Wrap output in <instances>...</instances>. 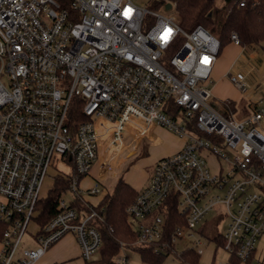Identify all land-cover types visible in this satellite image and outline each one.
<instances>
[{"label":"built area","instance_id":"1","mask_svg":"<svg viewBox=\"0 0 264 264\" xmlns=\"http://www.w3.org/2000/svg\"><path fill=\"white\" fill-rule=\"evenodd\" d=\"M163 8L176 9L177 0H0V264H36L68 234L84 263L97 264L98 212L80 213L63 197L61 210L40 223L43 183L64 161L68 171L55 178L71 179L69 194L100 193L102 178L81 187L100 147L105 173L153 126L184 143L157 160L127 208L136 244L153 245L157 255L171 244L202 254L201 225L216 212L227 264H264V94L240 119L221 106L211 88L219 38L201 24L184 29ZM230 37L241 44L235 30ZM228 77L247 89L243 72ZM75 98L83 100L81 121L71 113ZM172 201L184 224L167 239ZM32 223L38 245L20 249ZM120 247L115 262L129 264L130 248Z\"/></svg>","mask_w":264,"mask_h":264},{"label":"trees","instance_id":"2","mask_svg":"<svg viewBox=\"0 0 264 264\" xmlns=\"http://www.w3.org/2000/svg\"><path fill=\"white\" fill-rule=\"evenodd\" d=\"M225 1L226 7L222 10L214 7L215 0H177L175 15L184 29L190 30L201 24L217 36L221 43L218 56L222 49L232 42L230 34L233 30L238 33L242 47L264 45V0H246L247 3L243 7H238L234 0ZM237 103L230 100L226 102V107L236 112ZM82 107L83 100L75 98L71 113L76 121L85 118ZM248 107L250 106L248 105ZM245 109L247 114L251 112L247 106ZM70 183V178L62 176L55 178L53 188L49 191L48 196L38 202L40 214L37 219L40 223L45 224L61 210L59 201L69 193ZM137 195L138 191L120 175L113 191L107 193L98 205L93 206L85 203L80 193L75 194L70 200V206L76 208L80 213L90 212L92 207L99 214L94 218L93 224L101 233L102 245L95 262L97 264H117L114 259L121 250V243H124L128 248L139 252L142 260L146 263L161 264L168 255L174 254L180 260V264H199L201 254L195 249L183 248L178 251L171 244L167 248L166 255H157L154 253L153 245L136 244L138 232L132 226L127 208L134 202ZM168 206L166 238L170 237L178 225L184 224V218L181 216L176 202H168ZM216 239L223 246L222 237L218 235ZM234 262L238 264L235 259Z\"/></svg>","mask_w":264,"mask_h":264},{"label":"rangeland","instance_id":"3","mask_svg":"<svg viewBox=\"0 0 264 264\" xmlns=\"http://www.w3.org/2000/svg\"><path fill=\"white\" fill-rule=\"evenodd\" d=\"M137 2H146V4L149 5L150 0H137ZM214 7L224 10L226 7V1L215 0ZM161 12L163 14H176V9L166 10L163 8L161 9ZM250 50L251 48L240 53L238 52V47L226 45L218 56L219 64L221 63V56L224 60V64L222 63L224 69L220 71V73L222 74L218 75L216 66L214 71H212L211 76V79L214 82L211 85V88L216 98L220 101L221 106L226 107V102L230 100L234 101L233 99L238 101V103L236 104V112L234 114L237 119L243 118V116L248 113L246 112L247 110L245 108L246 106L247 108H249L247 105V99L250 96L251 92L255 91L257 93H261L264 85L263 82H259V86L251 89L246 81L247 89L240 90L235 87L230 78L228 79L226 77L227 75H229V73H236L238 71H242L245 73V71H247V66L249 64L248 56ZM236 55H238V57L237 59H234ZM219 64L218 68H220ZM225 65L227 66L225 67ZM224 71H227L225 73L227 74L226 76L224 75ZM225 97L230 98L226 99L225 101L220 100L224 99ZM170 133L171 132H168V130H157L152 133V136H154L155 138L160 137L162 140L156 145L151 144V140L149 138H143L138 146V155L135 156L134 154L131 156V158L129 157L126 159L127 151L115 154V156H113V160L118 162L117 170L119 171V174L121 175L122 173H124V178L126 179V181L130 182L133 185H137L136 182H138V180L140 183V181L144 179L147 174L152 173L154 169V165L152 166L147 164L145 158L148 155L160 157L161 155L168 154L172 152L174 150V147L178 144L175 137ZM129 148H131V146L126 150H129ZM106 156L107 154L104 153V147L101 146L99 159L95 166L100 165L99 163L102 162ZM124 158L125 160H123ZM210 164L212 170L215 171L217 169V161L212 156L210 157ZM61 170L68 171V165L64 161H59L50 167L48 175L40 191L41 197L48 196L49 191L53 188L55 175L58 173V171L61 172ZM90 173L95 174L96 170L92 168ZM88 180L89 179L87 178L82 179L81 187H86L89 183ZM116 180V177L110 178V180L108 181L109 190H112L114 188ZM72 197V193H67L64 195V198L68 202L72 199ZM34 227L35 224L32 223L29 232H26V234L22 238L20 249H23L25 247H36L38 245L31 233ZM223 227V220L219 219V216L216 214V212H212L203 221L201 228L203 231V238L204 240H206V242L203 245L204 251L199 258V264H227V262L229 261L230 253L225 250L222 246V243L220 244V242H218L216 239V236H218L219 233L222 232ZM177 247L178 251L183 249L182 245ZM79 253L80 251L78 242L71 237V234H68L58 242L54 243L50 248H48L45 255L40 259L38 264H83L81 260L82 258L80 259L81 256H79ZM128 254L130 256L129 264H152L144 262L140 256V253L135 250L130 249L128 251ZM161 264H180V260L176 256H174V254H170Z\"/></svg>","mask_w":264,"mask_h":264},{"label":"crops","instance_id":"4","mask_svg":"<svg viewBox=\"0 0 264 264\" xmlns=\"http://www.w3.org/2000/svg\"><path fill=\"white\" fill-rule=\"evenodd\" d=\"M228 46L238 47V52H240V53H242L243 51L251 48V50L249 51V56H248L249 64L247 66V71H245V73L244 72L243 73L246 75V81L249 84V86L251 87V89L255 88L256 86H259V82H263V84H264V45H251V46H249V48L248 47L245 48V47H242L241 45H236V44L231 42L230 44H228ZM238 55H236V57L234 59H237ZM220 60H221L220 61L221 63L219 64V62H218L219 58H218L217 63L215 65V67L213 68V71H214V69L217 66L218 75L222 74V73H220V71H222V69H224V66H223V64H224L223 61L224 60H223L222 56H221ZM218 64H219V67L221 69L218 68ZM226 66L227 65H225V67ZM227 71H224V75L225 76L227 75V74H225ZM238 72H242V71H238ZM226 77L229 79L228 75ZM263 94H264V85H263V90H262L261 93H257L255 91L251 92L250 96L247 99V101H248L247 104L250 106L249 107L250 109L252 107V101L259 100L262 97ZM228 98H230V97H225L224 99H220V100L225 101ZM233 100L238 102L235 99H233ZM157 130L166 131L162 127L153 126L151 131H149V133L146 136L139 137L138 139H136L135 143H131V144L129 143L126 148L123 147L124 149H123V151H121V153L124 152V151H127L126 159L129 158V157L131 158V156L134 155V154H135V156L138 155V149H139L138 146H139L140 141L143 138H149L151 140V144H153V145L158 144V142L162 141L161 138L160 137L155 138L154 136H152V133H154ZM170 134L175 137V139L177 140L178 144L174 147V150L172 152L168 153V154L174 153L177 150H179L182 147L183 143H184L182 138L178 137L177 135H175L172 132ZM130 146H131V148H129V150H126ZM168 154H165V155H168ZM165 155H161L160 157H155V156H151V155L149 156L148 155L145 158L146 159V163L149 164V165H152V166L154 165L155 166V163L157 162V160L159 158L165 156ZM123 160H125V158ZM110 163H111L110 169L107 172H105V173L101 172V170L99 168V165H97V166L93 167L96 170V173L95 174L90 173L89 175H87L85 177V178L89 179L88 180L89 183H88V185L86 187H83V188H87V187L92 186L96 182V180H98L100 178H102L101 187L103 188L101 190V192L97 193V194H90L89 191L87 192L86 190H83L82 197H83V200H84L85 203L92 204L93 206H96V205H98L100 203L102 198L107 193L113 191V189L109 190L108 181L110 180V178H113V177H116L118 179L120 174H119V171L117 170L118 162L114 161L113 158H112L110 160ZM150 174H152V173H150ZM150 174H147V176H145V178L142 179L140 181V183H139V180H138V182H136L137 185H133L130 182L126 181V179L124 178V173H122L121 175L123 176V178L125 179L126 182H128L133 188L136 189V191H139L140 189H142L147 184V182H148V180H149V178L151 176ZM71 237L76 240V237L74 235L71 234ZM79 251H80L79 256H81L80 246H79ZM80 259H81V257H80ZM38 262L36 264H38ZM82 262H83V264H85L83 260H82Z\"/></svg>","mask_w":264,"mask_h":264},{"label":"water","instance_id":"5","mask_svg":"<svg viewBox=\"0 0 264 264\" xmlns=\"http://www.w3.org/2000/svg\"><path fill=\"white\" fill-rule=\"evenodd\" d=\"M171 7V4H167V8H170Z\"/></svg>","mask_w":264,"mask_h":264}]
</instances>
